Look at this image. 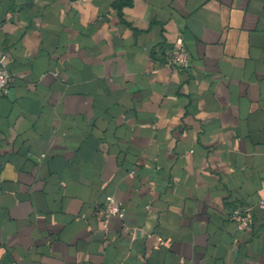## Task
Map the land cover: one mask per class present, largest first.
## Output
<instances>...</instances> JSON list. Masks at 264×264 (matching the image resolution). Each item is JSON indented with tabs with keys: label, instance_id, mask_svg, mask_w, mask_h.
Wrapping results in <instances>:
<instances>
[{
	"label": "crops",
	"instance_id": "crops-1",
	"mask_svg": "<svg viewBox=\"0 0 264 264\" xmlns=\"http://www.w3.org/2000/svg\"><path fill=\"white\" fill-rule=\"evenodd\" d=\"M0 61V264H264V0H0Z\"/></svg>",
	"mask_w": 264,
	"mask_h": 264
},
{
	"label": "built area",
	"instance_id": "built-area-1",
	"mask_svg": "<svg viewBox=\"0 0 264 264\" xmlns=\"http://www.w3.org/2000/svg\"><path fill=\"white\" fill-rule=\"evenodd\" d=\"M167 64L179 70L189 69L191 67V57L183 45L179 42L167 58ZM12 75L8 64L0 61V94L9 92L12 85ZM264 208V200L259 203ZM103 225L108 226L112 217L123 218L125 211L113 195H108L105 206L99 212ZM230 219L237 224L240 230H248L251 226L252 215L250 208L237 207L230 212Z\"/></svg>",
	"mask_w": 264,
	"mask_h": 264
}]
</instances>
